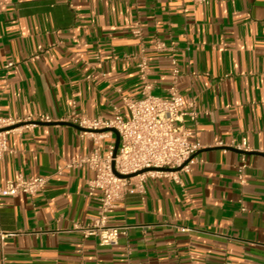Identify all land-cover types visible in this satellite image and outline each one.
Here are the masks:
<instances>
[{"label": "crops", "instance_id": "obj_1", "mask_svg": "<svg viewBox=\"0 0 264 264\" xmlns=\"http://www.w3.org/2000/svg\"><path fill=\"white\" fill-rule=\"evenodd\" d=\"M142 51L154 94L168 97L177 82L195 101L197 120L185 124L203 145L198 162L182 182L131 185L111 216L130 229L103 246L77 229L98 214L95 172L58 173L93 141L71 122L10 133L0 186L20 174L49 181L33 196L3 198L0 264H264V0H0V114L128 116ZM115 141L112 132L102 150ZM243 142L245 184L234 146Z\"/></svg>", "mask_w": 264, "mask_h": 264}, {"label": "built area", "instance_id": "obj_2", "mask_svg": "<svg viewBox=\"0 0 264 264\" xmlns=\"http://www.w3.org/2000/svg\"><path fill=\"white\" fill-rule=\"evenodd\" d=\"M133 34L141 38L142 31L135 27ZM157 47L162 49L164 45L157 42ZM171 62L173 74L177 77L179 64L174 55ZM12 65V62L8 64ZM137 67L142 89L140 96L124 97L125 106L129 111L128 116L116 111L110 118L72 114L56 120L48 114L24 117L0 114V157L13 153L8 144L10 133L39 123L71 122L82 128L80 130L82 136L93 141L94 147L88 155L65 162L58 167V173H62L66 168L83 166H89L95 172L94 179L89 182V188L91 194L96 190L101 192L98 197V214L86 226H77V229L86 237L97 236L103 246L118 244L120 237L126 235L130 229L127 225H113L111 216L116 202L124 196L131 185L143 190L144 183L149 177H171L177 182H182L181 174L192 170L193 165L198 162L197 153L203 148L200 142L190 140L191 133L185 124L186 118L197 120L198 110L195 101H185L177 82L169 88L168 97L154 94L150 81V63L145 51L139 54ZM111 128L117 129L120 134V146L116 156L115 143L109 146L107 152L102 150V142L112 134L108 130ZM234 146L243 152L242 162L238 166V176L241 183L245 184L248 167L245 152L250 151V147L244 142ZM129 175L134 176L125 177ZM48 181L49 177H26L23 174L6 180L0 186V208L3 198L22 193L33 196L42 191Z\"/></svg>", "mask_w": 264, "mask_h": 264}, {"label": "water", "instance_id": "obj_3", "mask_svg": "<svg viewBox=\"0 0 264 264\" xmlns=\"http://www.w3.org/2000/svg\"><path fill=\"white\" fill-rule=\"evenodd\" d=\"M62 123H65V122H62ZM75 126L77 128H79L80 130H82V128L79 127L78 125H75ZM108 130L115 133V135H116L115 148H114V156H116L118 149H119V146H120V134H119V131L115 128H111ZM161 170H169V169L168 168H161ZM132 176H134V175H129V176H125V177H132ZM121 177H124V176H121Z\"/></svg>", "mask_w": 264, "mask_h": 264}]
</instances>
